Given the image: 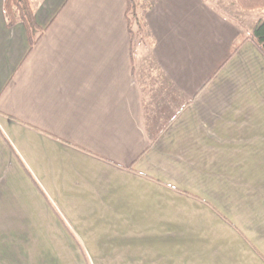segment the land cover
Wrapping results in <instances>:
<instances>
[{
	"label": "crops",
	"instance_id": "1",
	"mask_svg": "<svg viewBox=\"0 0 264 264\" xmlns=\"http://www.w3.org/2000/svg\"><path fill=\"white\" fill-rule=\"evenodd\" d=\"M142 1L0 0V264H264V8Z\"/></svg>",
	"mask_w": 264,
	"mask_h": 264
},
{
	"label": "trees",
	"instance_id": "2",
	"mask_svg": "<svg viewBox=\"0 0 264 264\" xmlns=\"http://www.w3.org/2000/svg\"><path fill=\"white\" fill-rule=\"evenodd\" d=\"M234 1L243 11H254L264 8V0ZM126 2L127 11L125 14V20L128 25L130 40L134 43L135 40H141V37L139 36L143 34V21L137 14L134 0H126ZM3 14L8 28L14 27L18 22H21L25 26L29 41V54L33 47L42 38L46 30H40L36 26L29 0H4ZM247 41H251L264 56V15L257 20L251 31L232 47L230 57H232Z\"/></svg>",
	"mask_w": 264,
	"mask_h": 264
},
{
	"label": "rangeland",
	"instance_id": "3",
	"mask_svg": "<svg viewBox=\"0 0 264 264\" xmlns=\"http://www.w3.org/2000/svg\"><path fill=\"white\" fill-rule=\"evenodd\" d=\"M212 6H214L215 8H217L218 10H220L222 13L224 14H229V11L225 10L224 8V5L222 4V0H207ZM148 1H142L141 3V10H145L147 7H146V4H147ZM30 3V2H29ZM224 3H226V1L224 0ZM31 7V6H30ZM140 12V11H139ZM138 12V13H139ZM140 17V16H139ZM141 18V17H140ZM139 37H142L143 40L137 42L136 44H133V50H132V56L135 58L138 54H139V51L141 49V51H143L142 53H140L141 55L142 54H145V50L143 47L146 46V44L148 43V38L146 36L145 33H143L141 36ZM138 45V46H137Z\"/></svg>",
	"mask_w": 264,
	"mask_h": 264
}]
</instances>
